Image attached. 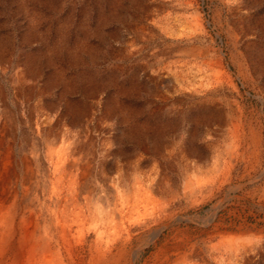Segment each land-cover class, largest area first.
I'll use <instances>...</instances> for the list:
<instances>
[{"label":"rangeland","instance_id":"obj_1","mask_svg":"<svg viewBox=\"0 0 264 264\" xmlns=\"http://www.w3.org/2000/svg\"><path fill=\"white\" fill-rule=\"evenodd\" d=\"M14 200L86 263L264 264V0H0Z\"/></svg>","mask_w":264,"mask_h":264},{"label":"bare ground","instance_id":"obj_2","mask_svg":"<svg viewBox=\"0 0 264 264\" xmlns=\"http://www.w3.org/2000/svg\"><path fill=\"white\" fill-rule=\"evenodd\" d=\"M10 157H12V156H10ZM117 195H119V194H117ZM69 203H71V202H69ZM83 208H84V206H83ZM25 209H26V212L27 211L29 212L30 208L29 207H25ZM74 209H75V207H74ZM72 211H74V210H72ZM59 212L60 211H58V213ZM74 213L76 214L75 211H74ZM74 213H72V214H74ZM83 213H84V211H83ZM95 213H96V211H95ZM100 213H101V217H102V210H100ZM55 214H57V212ZM65 219L67 220L66 217H65ZM69 219H71V218H69ZM78 219H80V218H78ZM0 223H1V228H2V231H3V232L0 233V257L2 258L3 254L6 252V250L10 252V251H13V248H15V247H16L15 249L17 251V255L19 256L18 260H16L17 263H9V264H41V263L50 264L52 261H54V259H55V261H57V259L60 260L61 255H59L60 253L58 254V250H56L53 247V242L56 241L57 244L58 243L62 244L63 242H65L66 239H67V232L71 231V227H72V225H70L68 223V221H64V223H60L59 222L57 226L60 225V228L62 230H61L60 235H58V233L56 234L55 232L52 233V231H50L51 228H52V225L50 224L45 229V230H49V231L45 232L42 237L34 236L35 233H32V227L35 226V225H39V223L35 224V221H32V215L25 216V213H24V215H20V213L18 211V203L15 200L10 204L9 213L6 216L3 217L0 214ZM75 223L79 224L80 222L77 221ZM94 227L97 230L96 239H97V241H99L103 237V233H104L103 229H104V227L102 228V226L99 223H95ZM65 245L68 246L66 254H68L67 255L68 256L67 259H68L69 262L73 263L74 262V257H75V255H77L78 258L80 259V261H78L77 264H94V263H96L95 261H88V263H86V262L83 261V259L80 258V255L84 252V249H86V248H84V246L80 247L79 249H72L74 247V246L72 247V241L65 242ZM86 245H88V244H86ZM97 247H99L98 244H97ZM97 247H96V249H98ZM26 252H29L27 259H25L23 257V255ZM102 254H103V252H102ZM93 259H94V257H92V260ZM11 261H14V260H11Z\"/></svg>","mask_w":264,"mask_h":264}]
</instances>
